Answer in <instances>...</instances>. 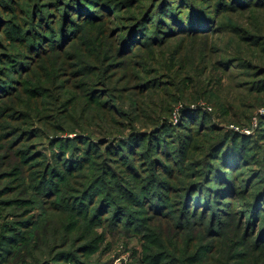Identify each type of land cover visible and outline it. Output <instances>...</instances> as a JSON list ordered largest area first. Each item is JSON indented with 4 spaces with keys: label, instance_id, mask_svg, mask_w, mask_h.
Instances as JSON below:
<instances>
[{
    "label": "rangeland",
    "instance_id": "obj_1",
    "mask_svg": "<svg viewBox=\"0 0 264 264\" xmlns=\"http://www.w3.org/2000/svg\"><path fill=\"white\" fill-rule=\"evenodd\" d=\"M1 79L4 264H264V0H0Z\"/></svg>",
    "mask_w": 264,
    "mask_h": 264
},
{
    "label": "trees",
    "instance_id": "obj_2",
    "mask_svg": "<svg viewBox=\"0 0 264 264\" xmlns=\"http://www.w3.org/2000/svg\"><path fill=\"white\" fill-rule=\"evenodd\" d=\"M175 9H177L176 6L173 7V10H175ZM179 11H181V10H179ZM201 17L203 18V16H201ZM201 20H203V19H201ZM177 21H181V22H178L179 26L186 27V28L191 29V30L204 28V25H203L204 23L202 21H196L193 18V16H190V19H188V21H190L189 23H187L188 21L179 20V19ZM187 24H189V25H187ZM134 26L135 25L131 26L130 28L132 29V28H134ZM139 28H141V26ZM37 42L39 44V39H37ZM3 86H4L3 79H1L0 80V94L9 92V91L3 89L4 88ZM187 121L189 122L190 120L188 119ZM185 126L187 128V125H185ZM21 240H22L21 236L18 233H14V234L4 236L3 239H1V241H0V264H4V262L7 260V258L12 255L16 244H18Z\"/></svg>",
    "mask_w": 264,
    "mask_h": 264
}]
</instances>
